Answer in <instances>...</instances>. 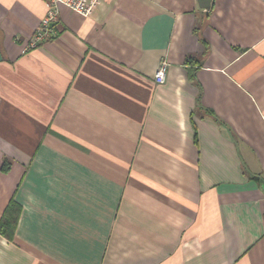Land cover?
Instances as JSON below:
<instances>
[{"label": "crops", "instance_id": "0c3cea01", "mask_svg": "<svg viewBox=\"0 0 264 264\" xmlns=\"http://www.w3.org/2000/svg\"><path fill=\"white\" fill-rule=\"evenodd\" d=\"M46 12L0 0V264H264V0Z\"/></svg>", "mask_w": 264, "mask_h": 264}, {"label": "built area", "instance_id": "2783aa9c", "mask_svg": "<svg viewBox=\"0 0 264 264\" xmlns=\"http://www.w3.org/2000/svg\"><path fill=\"white\" fill-rule=\"evenodd\" d=\"M99 0H47V12L40 27L32 36L30 48H37L45 42L54 38L53 25L58 24L61 17V8L66 7L73 12L79 13L88 18L92 15ZM169 63L163 61L155 75V82L162 85L167 80Z\"/></svg>", "mask_w": 264, "mask_h": 264}, {"label": "trees", "instance_id": "16d2710c", "mask_svg": "<svg viewBox=\"0 0 264 264\" xmlns=\"http://www.w3.org/2000/svg\"><path fill=\"white\" fill-rule=\"evenodd\" d=\"M8 169L9 165L7 164V162H5L4 170L7 171ZM20 212V205L15 201V199H12L9 205L7 206L0 221V233L8 239H13L16 226L20 217Z\"/></svg>", "mask_w": 264, "mask_h": 264}, {"label": "water", "instance_id": "95a60500", "mask_svg": "<svg viewBox=\"0 0 264 264\" xmlns=\"http://www.w3.org/2000/svg\"><path fill=\"white\" fill-rule=\"evenodd\" d=\"M198 3L202 9H206L207 11L211 9L212 0H198Z\"/></svg>", "mask_w": 264, "mask_h": 264}]
</instances>
